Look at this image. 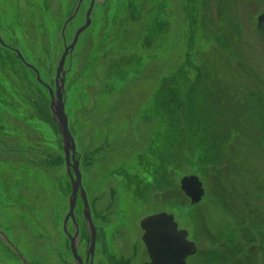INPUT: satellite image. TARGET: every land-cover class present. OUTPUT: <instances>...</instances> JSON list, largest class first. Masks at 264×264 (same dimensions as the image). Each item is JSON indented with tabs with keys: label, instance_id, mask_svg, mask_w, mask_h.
Here are the masks:
<instances>
[{
	"label": "rangeland",
	"instance_id": "1",
	"mask_svg": "<svg viewBox=\"0 0 264 264\" xmlns=\"http://www.w3.org/2000/svg\"><path fill=\"white\" fill-rule=\"evenodd\" d=\"M78 1L48 0L45 11L43 0H0V231L28 264H73L62 230L71 189L50 96L6 47L54 91L64 47L90 5L85 0L63 31ZM186 1L96 0L90 28L65 60L64 112L97 230L94 264L149 262L139 223L163 212L197 247L187 264H264L257 243L264 240V34L257 31L264 0ZM198 67L204 83L185 89L190 109L177 118L195 138L196 116L207 117L196 139L213 144L212 152L201 139L172 149L185 135L171 118L174 101L173 125L157 124L171 74L194 76ZM187 176L203 183L197 205L180 190ZM0 264L23 263L0 241Z\"/></svg>",
	"mask_w": 264,
	"mask_h": 264
},
{
	"label": "water",
	"instance_id": "2",
	"mask_svg": "<svg viewBox=\"0 0 264 264\" xmlns=\"http://www.w3.org/2000/svg\"><path fill=\"white\" fill-rule=\"evenodd\" d=\"M82 1L83 0L78 1L76 9L72 16L65 23L63 31L66 27V24L73 20V18L75 17ZM93 4L94 0H91V4L85 16V23L75 32L71 45H69V47H64V52L55 70L54 91L51 87L42 82L38 71L32 65L26 63L19 51L16 49H12L14 55L21 62V64H23L27 69L34 73L36 82L46 88L49 92V112L52 116V119L56 123L60 134L63 145L62 150L64 154L65 168L71 186V194L68 198L69 211L63 220L62 230L69 240V250L74 260V264H83L82 259L78 256L77 253L78 226L74 216V211L77 204L76 200L78 198L82 202L83 220L85 222V226L89 235L88 253L86 255V260L92 258L95 246L96 232L91 221L86 193L81 184L79 161L76 156L77 153L74 139L68 129L67 117L64 112L63 93L66 72L64 71L63 67L67 56L73 51L80 34L87 30L90 26V15L92 12ZM263 21L264 14L258 17V23H262ZM0 45L4 46L1 38ZM180 190L189 199L191 206L199 204L202 197L204 196L202 183L196 176L183 177L180 180ZM69 221L72 222L74 226V233L72 236L67 233L66 227ZM139 227L143 231L141 241L145 246L147 255L150 260V262L147 264H187V258L197 253L195 244L188 241V234L185 230H178V226L174 222V218L172 215L166 214L164 212L153 214L142 219L139 223ZM2 240L4 242H8L4 236H2ZM13 250L18 255L20 261L23 264H28L16 249L13 248Z\"/></svg>",
	"mask_w": 264,
	"mask_h": 264
},
{
	"label": "bare ground",
	"instance_id": "3",
	"mask_svg": "<svg viewBox=\"0 0 264 264\" xmlns=\"http://www.w3.org/2000/svg\"><path fill=\"white\" fill-rule=\"evenodd\" d=\"M156 17H157V15H156ZM85 31H87V30H85ZM84 31V32H85ZM83 32V33H84ZM193 41L191 40V41H186V44H188V46L189 45H191V43H192ZM189 64H191L192 66H194V64H193V60H191V61H189ZM198 69L200 70L201 68H199L198 67ZM65 76H66V74H65ZM177 77V76H176ZM41 79V78H40ZM204 83V75H203V72H202V70H200V72L198 71V70H196L195 71V73H194V76H192V74L190 75V76H185V77H183V78H181V79H179V77H177V78H174V81L172 82L173 83V85H172V88L168 91V93H169V95H171V97H170V99L168 100V101H164V103H162L161 104V106L159 107V117H160V119H161V121H159V118H157V124H158V126H159V124H160V126L162 127V126H165L167 129H168V124L169 125H173L172 123H170L171 122V120H170V114H171V109L169 108V105H168V103H171L172 101H174V103H173V111L174 112H176V111H178L179 113H178V116H180V113H181V111H182V107L183 108H186L187 107V109H188V106L186 105L187 104V101H189V99H186L187 97L185 96H183V94H184V91H185V89H186V91H187V88L188 87H190V89H194V90H197V86H199V85H202V82ZM43 82V81H42ZM44 83V82H43ZM187 83H188V86H187ZM209 85H211V83H208ZM46 85H48V84H46ZM49 86V85H48ZM43 87V86H42ZM50 87V86H49ZM44 88V87H43ZM174 88V89H173ZM190 89H189V91H190ZM45 90L48 92V90L45 88ZM53 90V89H52ZM193 90V91H194ZM183 93V94H182ZM48 94H49V92H48ZM63 95H64V93H63ZM167 99V98H166ZM201 100L202 101H204L205 100V97H204V95L203 94H201V96H199V99H198V97H196L195 98V106L197 107V109L200 107V104L202 103L201 102ZM177 103H179V105L177 104ZM50 104V103H49ZM193 105V104H192ZM199 112V111H198ZM158 113V112H157ZM177 113V112H176ZM52 117V116H51ZM53 120V119H52ZM165 121V122H164ZM208 121L209 120H207V117H205L201 112L196 116V118H195V122H196V125H195V127L193 128V130H194V133H198V134H196V136H195V138L196 137H198V135L200 134V127H204V125H203V123H205V124H207L208 123ZM53 122H54V120H53ZM163 122V124L161 125V123ZM177 123H178V127H179V129H181L182 130V132H183V134H185L184 135V138L182 139V137H181V140H182V142H184V143H186L187 142V139L189 140V141H191V140H194L195 138H194V136H193V138H191V135L190 134H188V135H186V132H185V130H184V128L182 127V125H181V121H180V123H179V120H178V118H177ZM54 124L56 125V123L54 122ZM160 127V128H161ZM162 128H164V127H162ZM170 129V128H169ZM182 134V135H183ZM199 139H201V141H202V148H204L205 146L208 148V150L210 149L211 150V152L212 151H215L216 149H215V147L213 146V144H210V145H208V144H206V141L205 140H203L202 139V137L200 138L199 137ZM203 142H204V144H203ZM173 144V143H172ZM181 143H177V145H175V144H173L174 146H172L173 147V149H176V148H179V150L181 151V149H183V147H184V145L182 144V145H180ZM180 145V146H179ZM63 151V150H62ZM184 152H185V149H184ZM77 156V158H79V156L78 155H76ZM173 158V157H172ZM217 165H219V163L217 162L216 163ZM166 165V162L165 163H163V166H165ZM79 171H80V169H79ZM200 181V180H199ZM70 189H71V186H70ZM71 193V192H70ZM183 193V192H182ZM183 195H184V193H183ZM185 196V195H184ZM87 197V196H86ZM186 197V196H185ZM79 199V198H78ZM78 199L76 200V203H78L77 201H78ZM87 201H88V199H87ZM77 205V204H76ZM82 210H83V208H82ZM90 210V209H89ZM75 216V215H74ZM90 216H91V214H90ZM91 221H92V218H91ZM70 222V221H69ZM68 222V223H69ZM71 223V226H72V233H69L68 232V230H67V233L68 234H72L73 235V233H74V226H73V224H72V222H70ZM77 226H78V233H79V230H80V226H79V223H78V220H77ZM82 223L84 224V226H85V222H84V220H83V215H82ZM92 224H93V222H92ZM67 228V227H66ZM85 230H86V232H87V234H88V231H87V229H86V226H85ZM64 234V233H63ZM64 236H65V234H64ZM4 237H6L5 235H4ZM65 238L68 240V238L65 236ZM7 239V238H6ZM69 242V241H68ZM18 251V250H17ZM264 251V250H263ZM18 253H19V251H18ZM21 254V253H20ZM22 255V254H21ZM212 254H210V256H211ZM209 256V257H210ZM209 257H207V258H209Z\"/></svg>",
	"mask_w": 264,
	"mask_h": 264
},
{
	"label": "flooded vegetation",
	"instance_id": "4",
	"mask_svg": "<svg viewBox=\"0 0 264 264\" xmlns=\"http://www.w3.org/2000/svg\"><path fill=\"white\" fill-rule=\"evenodd\" d=\"M83 2H84V0H83ZM83 2L80 4V6H79V8H78V11H77V13H76V15H75V17L77 16V14H78V12H79V10H80V8H81V5L83 4ZM94 3H95V1H94ZM257 31L260 33V34H264V21L262 22V23H259V24H257ZM6 49H8V50H10L11 52H12V55L13 56H15L14 55V53H13V50L12 49H14V48H11V47H6ZM16 57V56H15ZM17 58V57H16ZM196 142L198 141V140H200L199 138L198 139H194ZM201 181V180H200ZM202 185H203V183H202ZM204 188V187H203ZM226 192V191H225ZM228 192V191H227ZM250 208V207H249ZM250 210V209H249ZM250 211H252V210H250ZM245 221V220H244ZM84 225V224H83ZM67 226H68V223H67ZM84 228H85V226H84ZM87 233V232H86ZM96 233H97V230H96ZM245 233V232H244ZM264 234V233H263ZM97 235V234H96ZM259 235V234H258ZM71 236H72V234H71ZM87 236H88V243H89V235L87 234ZM85 234H83V232H82V230H79V233H78V246H77V253H78V250L81 248H83V246H86L84 243H83V241L85 240ZM259 237V236H258ZM2 238V236H1V234H0V239ZM260 238V237H259ZM261 239H262V235H261ZM261 239L257 242L258 243V245H261L260 247H261V249L262 250H264V240L262 241V242H260L261 241ZM252 240H254V239H251V241ZM257 241V240H256ZM81 242H82V244H81ZM1 243H2V245L3 246H13L12 244L10 245L8 242H2L1 241ZM95 243H96V238H95ZM68 246H69V244H68ZM86 254H85V257L84 258H82L81 256H80V254L78 253V256L82 259V262H83V264H86V262H87V264H94V262H93V258H94V252H95V246H94V252H93V256H92V258H89L88 260H86V255H87V253H88V244H87V246H86ZM148 262H146V263H144V264H147Z\"/></svg>",
	"mask_w": 264,
	"mask_h": 264
},
{
	"label": "trees",
	"instance_id": "5",
	"mask_svg": "<svg viewBox=\"0 0 264 264\" xmlns=\"http://www.w3.org/2000/svg\"><path fill=\"white\" fill-rule=\"evenodd\" d=\"M187 1H189V2H188L186 5L191 6V2H193V0H187ZM187 1H186V2H187ZM195 1H196L197 4H198L199 0H195ZM43 2H44V10H45V11H50V6H49V2H48V0H43ZM186 5H185V6H186ZM185 68H186V69H189L190 67H189V65H187ZM185 68H184V69H185ZM179 72L182 74L183 69H179ZM174 73H175V72H174ZM174 73L171 74L170 79H171V78H175V77L177 76V75L174 74ZM184 73H186V72H184ZM172 75H173V76H172ZM64 84H65V83H64ZM177 104L179 105V103H177ZM188 109H190L189 106H188ZM176 112H177V113H176ZM176 112H174V114L172 113L173 115L171 114V118H172V119H176V120H177V116H178V113H179V112H178V111H176ZM170 126H172V125H170ZM170 129H172V128H170ZM173 133H174V130H173ZM173 133H172V135H173V136H177V140H178V139L180 138L181 135H179L178 133H174V134H173ZM178 143H181V144H183V145L185 144L184 142L181 141V139H179V142H178ZM181 144H180V145H181ZM180 145H179V146H180ZM172 149H173V147H172ZM209 150H210V149H209ZM208 152H209V151H208ZM202 154H203V153H200L199 155H197V156H196L197 159H199V158L202 156ZM55 163H56L57 165L61 166L62 161H60V159L57 158V160H55ZM180 208H182V207H180Z\"/></svg>",
	"mask_w": 264,
	"mask_h": 264
}]
</instances>
